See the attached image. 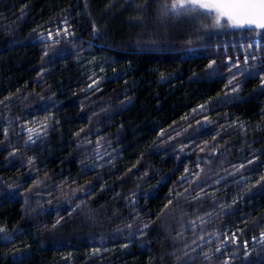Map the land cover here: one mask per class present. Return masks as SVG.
<instances>
[{"label":"trees","instance_id":"1","mask_svg":"<svg viewBox=\"0 0 264 264\" xmlns=\"http://www.w3.org/2000/svg\"><path fill=\"white\" fill-rule=\"evenodd\" d=\"M173 2L0 0V264H264V35Z\"/></svg>","mask_w":264,"mask_h":264},{"label":"snow or ice","instance_id":"2","mask_svg":"<svg viewBox=\"0 0 264 264\" xmlns=\"http://www.w3.org/2000/svg\"><path fill=\"white\" fill-rule=\"evenodd\" d=\"M165 11L211 15L218 26L224 21L232 27L260 29V35H264V0H175Z\"/></svg>","mask_w":264,"mask_h":264},{"label":"water","instance_id":"3","mask_svg":"<svg viewBox=\"0 0 264 264\" xmlns=\"http://www.w3.org/2000/svg\"><path fill=\"white\" fill-rule=\"evenodd\" d=\"M247 27V26H246Z\"/></svg>","mask_w":264,"mask_h":264}]
</instances>
